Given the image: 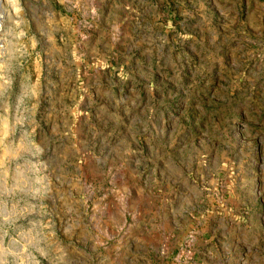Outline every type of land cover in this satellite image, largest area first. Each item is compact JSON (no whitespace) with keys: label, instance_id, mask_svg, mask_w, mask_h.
I'll return each instance as SVG.
<instances>
[{"label":"rangeland","instance_id":"1","mask_svg":"<svg viewBox=\"0 0 264 264\" xmlns=\"http://www.w3.org/2000/svg\"><path fill=\"white\" fill-rule=\"evenodd\" d=\"M0 16V264H264V0Z\"/></svg>","mask_w":264,"mask_h":264},{"label":"built area","instance_id":"2","mask_svg":"<svg viewBox=\"0 0 264 264\" xmlns=\"http://www.w3.org/2000/svg\"><path fill=\"white\" fill-rule=\"evenodd\" d=\"M1 18H2V17L0 16V22H1Z\"/></svg>","mask_w":264,"mask_h":264},{"label":"bare ground","instance_id":"3","mask_svg":"<svg viewBox=\"0 0 264 264\" xmlns=\"http://www.w3.org/2000/svg\"><path fill=\"white\" fill-rule=\"evenodd\" d=\"M1 1V0H0Z\"/></svg>","mask_w":264,"mask_h":264}]
</instances>
